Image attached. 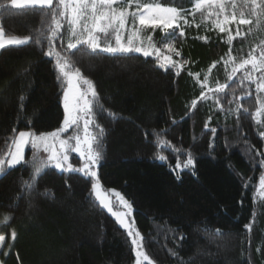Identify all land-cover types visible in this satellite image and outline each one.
<instances>
[{"label":"trees","instance_id":"obj_1","mask_svg":"<svg viewBox=\"0 0 264 264\" xmlns=\"http://www.w3.org/2000/svg\"><path fill=\"white\" fill-rule=\"evenodd\" d=\"M142 2L190 10L188 23L181 22L184 35L175 40L180 56L173 55L176 61H187L183 68L165 71L155 56L139 53L127 58L66 52L67 19L52 37L54 51L69 55L73 67L94 83L104 108L102 113L93 108L105 130L98 181L104 189L120 190L132 203L143 248L155 264H264V196L257 194L264 191L259 187L264 175V90L257 88L264 72H255L250 64L239 68L250 54L258 62L264 51V14L251 15L250 0L247 7L246 0H225L226 13L235 10L239 19L242 11L243 18L252 20L239 26L241 36L235 35V24L226 25L234 37L229 43V32L215 27L223 23L215 7L196 11L192 0ZM0 4L6 7L0 10V29L6 36L44 34L42 46L30 41L0 49V157H7L20 131L49 133L62 126L66 82L58 79L55 55L44 54L45 37H51L54 27L47 10L16 9L11 0ZM148 35L159 41L163 33L142 28L145 43ZM233 68L238 69L234 74ZM219 84L228 87L215 91ZM202 93L207 99H201ZM188 153L194 167L177 169ZM32 172L26 161L0 176V220L14 217L10 228L0 225V234L6 242L11 228L18 234L1 260L134 264L127 230L92 194L95 178L48 166L37 180V191L28 195L23 182ZM46 189L52 195H40Z\"/></svg>","mask_w":264,"mask_h":264},{"label":"snow or ice","instance_id":"obj_2","mask_svg":"<svg viewBox=\"0 0 264 264\" xmlns=\"http://www.w3.org/2000/svg\"><path fill=\"white\" fill-rule=\"evenodd\" d=\"M250 14L259 18L261 14H264V0H250ZM193 7L196 11L202 9H212L215 7L219 11L215 12V15L219 18L223 14V23L217 22L215 27L219 29L221 33L229 32L228 42L234 39L231 34V29L226 25H236V36H241L240 25H249L252 20L245 19L244 12H240V18H237V13L233 10L231 13L225 12V0H192ZM11 6L16 9H41L47 10L46 15H50L54 27L50 28L51 37H45L48 39V51L44 54L48 57L55 55L56 67L61 77L67 80V91H65L63 100L64 108L67 113L63 120V127L49 133H41L39 135L31 131H20L18 135L12 140V145L15 148L14 152H11L10 158L0 157V176L7 174V170L20 164L24 161L23 150L25 145L29 142L33 148H37L40 145H44V150L50 154L46 160H37L33 156L31 166L33 172L29 180L23 182V188L27 190V194L31 195L37 191V180L48 167L52 164L55 168L65 170V163L69 160L68 152L75 151L85 158L82 167H73L71 163L67 164V171L83 173L85 176L95 177L97 182L92 185V194L99 203L107 208L114 216H116L119 222L128 229V235L130 237H136L132 240V244L135 246L136 264H153L149 255L143 248V237L139 231H133L131 225L125 222V217L132 209L131 203L127 201L119 192L112 190L115 197H119V204L127 209V212H119L113 210V205L110 196L101 190L102 186L98 182L97 172L94 170L98 161L102 158L103 151V135L105 130L97 123H95L94 117L96 112L93 111L94 106L99 112H104L103 105L99 102L98 93L94 83L83 77L79 68L73 67L69 55H61L60 52H55L53 48L52 37H56L64 25L63 20L67 19L68 23V43L67 50L75 49L79 51H87L90 54H98L99 52L109 53L113 56L121 55L127 58H132L131 54L139 53L143 57L155 56L158 67L168 70L169 67L176 68L177 70L184 67L187 61L179 62L173 59V55L180 56V51L175 47V40L177 35L183 36L184 33L181 29V22L188 23L187 15L190 13L189 9L183 7L163 6L159 3H146L142 0H11ZM135 6L134 11H129L130 8ZM245 6L247 7V0ZM231 7L235 9V3L231 4ZM0 10H6L5 5L0 4ZM259 10V12L257 11ZM194 15V13H191ZM212 13H209L211 15ZM131 26L127 42H122L120 33L127 30L128 26ZM139 25L140 27H137ZM151 28L153 30L160 29L163 35L159 41H154L151 35L146 37L147 43L141 38L142 28ZM111 30V31H110ZM171 30V31H169ZM43 32H38L35 37L29 36L20 38L17 36L5 37L3 30L0 29V49H5L8 46H20L29 43L30 41L37 46L41 45V38ZM204 39H207L206 37ZM103 40V45L101 43ZM114 40L113 43L110 41ZM136 43H133V41ZM159 43V47L157 46ZM167 50V54L164 50ZM231 52V48L229 49ZM76 53H71L75 55ZM229 59H234L229 57ZM257 56L250 54V59L243 60L239 68H244L246 65L251 64L254 70L264 69V51L259 54V63H257ZM229 61L225 60L224 64L227 65ZM215 67V63L212 65ZM66 69H71L66 70ZM237 68H233V74L237 71ZM198 75V74H197ZM231 79V76L229 77ZM249 79L251 76L249 75ZM261 83L257 84V88L264 90V75L261 76ZM207 77H205V82ZM86 85V91L80 92L79 85ZM203 87V85H201ZM227 84H219L215 91L223 92L227 88ZM75 89V92H73ZM211 91V89H210ZM23 101V97L20 98ZM201 99H207V96L202 93ZM193 102V107L195 106ZM231 103V101H229ZM261 108L264 109V104H261ZM260 114L257 111L256 115ZM83 127V136L71 135L67 139H60V134L67 132L68 129H78ZM90 125L96 129L95 133L89 131ZM15 132V129H13ZM53 140H59L61 151L53 150L48 144V138ZM69 140L74 141V144H69ZM177 151H179L177 149ZM160 159L166 157L160 156ZM195 161L191 154H187V159L183 165L177 164V169L194 167ZM179 179V175H177ZM259 187L264 189V176L259 178ZM21 193L17 199L21 198ZM40 195L50 196L52 195L50 190H45ZM264 196V191L261 192ZM33 205L29 203L31 208ZM14 217L11 214L5 215L0 220V225L9 227ZM246 228L251 229V225H246ZM209 231L207 227L204 229ZM216 235H222L220 229L212 230ZM18 234L14 228L10 230V236L7 238L10 242H6V236L0 234V256L8 255L11 249L14 247V242L17 240ZM138 238V239H137ZM0 264H6V261L0 260Z\"/></svg>","mask_w":264,"mask_h":264},{"label":"rangeland","instance_id":"obj_3","mask_svg":"<svg viewBox=\"0 0 264 264\" xmlns=\"http://www.w3.org/2000/svg\"><path fill=\"white\" fill-rule=\"evenodd\" d=\"M111 31V30H110ZM132 31V29H131V26L129 25L128 26V28H127V30H125V31H122L121 33H120V35H121V38H122V42H127V39H128V36H129V34H130V32ZM111 43H113V46H114V40H112V41H110ZM101 43H102V45H103V40H101ZM133 43H136V41L134 40L133 41ZM257 63H259V61L257 62ZM249 66H252L251 64L249 65ZM252 68V67H251ZM255 72H257V70H254ZM261 71H262V73L264 72V69H261ZM260 70L258 71L259 73L261 72ZM65 82H66V84H65V89H64V93H65V91H67V87H68V84H67V80L65 79ZM86 85H83L82 83L79 85V90H80V92H84V91H86ZM73 92H75V89H73ZM64 93H63V96H64ZM63 107H64V100H63ZM64 112H65V116L67 115V113H66V111H65V108H64ZM65 116H64V118H65ZM94 120H95V123H97V121H96V119H95V117H94ZM61 127H63V123H62V126ZM60 127V128H61ZM25 131H31V130H25ZM89 131L90 132H93V133H95V131H96V129L94 128V127H92L91 125H90V127H89ZM31 132H33V131H31ZM35 133V132H34ZM35 134H37V135H39V134H41V133H35ZM18 135V134H17ZM16 135V136H17ZM71 135H80V136H83V127H82V122H81V127L80 128H78V129H73V128H70V129H68V131L67 132H63V133H61L60 134V139H67L69 136H71ZM15 136V137H16ZM75 142L74 141H72V140H69V144H74ZM48 144H49V146L53 149V150H55V151H61V149H60V145H59V140H53L51 137H49L48 138ZM15 151V148H14V146L12 145V147H11V150L9 151V154L11 153V152H14ZM7 155V157L8 158H10V155ZM49 152L48 151H45L44 150V145H40L39 147H37V148H33L32 147V145H31V143L29 142L27 145H25V147H24V150H23V155H24V161H22L21 163H23V162H29L30 164L32 163V161H33V156H35L36 158H37V160L39 161V160H46L47 158H48V156H49ZM68 156H69V160L65 163V170H66V168H67V164L68 163H71L72 165H73V167H77V168H79V167H82L83 166V163H84V161H85V158H83V157H81L80 156V154L78 153V152H75V151H69L68 152ZM74 156H77L78 158H79V160L78 159H76V158H74ZM20 163V164H21ZM99 164H100V160L98 161V163H97V165L95 166V168H94V170L97 172V177H98V167H99ZM19 165V164H18ZM15 166H17V165H15ZM14 166V167H15ZM48 166H52V167H54L52 164H49ZM58 169V168H57ZM58 170H61V169H58ZM264 176V175H263ZM93 178H95V177H93ZM96 179V178H95ZM97 182V179H96V181L94 182V183H96ZM99 182V181H98ZM99 184H100V182H99ZM101 185V184H100ZM101 190L103 191V192H105V193H107L109 196H110V198H111V202H112V205H113V210L114 211H119V212H127L128 210L127 209H125V208H123L120 204H119V197H115L114 195H113V193H112V190H115L116 192H119L127 201H129L123 194H122V192L120 191V190H118V189H115V188H111V189H104L103 187L101 188ZM261 198H263V196L261 195V193H257ZM94 196V195H93ZM98 201V200H97ZM99 202V201H98ZM129 203H131L130 201H129ZM131 205H132V203H131ZM103 207V206H102ZM104 209H106L107 210V208H105V207H103ZM107 212H109L108 210H107ZM116 220H117V222L119 223V225L121 226V227H123L125 230H127V232H128V229L127 228H125L120 222H119V220H118V218L116 217V216H114L111 212H109ZM125 222L126 223H128V224H130L131 225V228H132V230L135 232V231H139L138 230V228H137V226H136V222H135V209H134V207H133V205H132V209H131V211L128 213V215L125 217ZM139 233L141 234V232L139 231ZM142 236V235H141ZM134 238H136V237H131V241L134 239ZM138 239V238H137ZM134 246V245H133ZM134 251H135V246H134ZM152 261H153V264H155L154 263V260L152 259V258H150ZM0 260H1V257H0ZM134 264H136V255H135V262H134ZM143 264H147V262H143Z\"/></svg>","mask_w":264,"mask_h":264},{"label":"crops","instance_id":"obj_4","mask_svg":"<svg viewBox=\"0 0 264 264\" xmlns=\"http://www.w3.org/2000/svg\"><path fill=\"white\" fill-rule=\"evenodd\" d=\"M3 33H4V32H3ZM4 36H5V37H8V36L5 35V33H4Z\"/></svg>","mask_w":264,"mask_h":264}]
</instances>
